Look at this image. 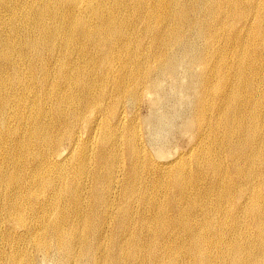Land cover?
<instances>
[{
	"label": "bare ground",
	"instance_id": "obj_1",
	"mask_svg": "<svg viewBox=\"0 0 264 264\" xmlns=\"http://www.w3.org/2000/svg\"><path fill=\"white\" fill-rule=\"evenodd\" d=\"M4 219L2 264H264V0H0Z\"/></svg>",
	"mask_w": 264,
	"mask_h": 264
},
{
	"label": "rangeland",
	"instance_id": "obj_2",
	"mask_svg": "<svg viewBox=\"0 0 264 264\" xmlns=\"http://www.w3.org/2000/svg\"><path fill=\"white\" fill-rule=\"evenodd\" d=\"M127 44H129V42ZM129 45H131V47H133V42L131 41ZM143 47L147 51L150 50L151 43L149 41V38L145 39ZM116 52H117V50H116ZM136 59L138 62H141L142 56H138V58H136ZM118 65H119L118 62L114 63L115 68H118ZM194 68L200 71L199 68H201V66L198 65V66H195ZM184 81H185V79L182 76V69H181V67H179V75H178L176 80H171V79L167 78L161 83V92L162 93H168L170 96L172 95L171 99H168L167 103L165 105H163L165 108L162 107V109H161V107L158 108L156 106H150L147 101H144V97H142V99L139 102H137V106L135 108V115L137 117V123L139 125V128L137 130L141 134L142 142H143L145 148L151 153H153L154 150L156 151L155 148L157 146H162L164 153L168 152L169 153L168 155H172L174 153L176 154L179 152H184L188 148L187 136H183V135L178 134V132L175 131L176 128L173 127L174 124L175 125L179 124L178 122L181 121L180 115H179L180 117L177 116V118H176L177 111L181 107H183V110H182V108L179 110V112L181 111V113H182L185 110V106H186V105H183V106L181 105V106L177 107V105H175L176 99H174V98H176V97H174V96H176V95L173 94V91L177 90V87H176L177 84L184 83ZM169 95H168V98H170ZM172 98H173L175 103L173 102ZM185 104H186V102H185ZM163 109L167 111V114H170L169 116H171V117H169L167 115V122H168V119H171V118H172L173 122L170 120V122L168 124L169 127L166 123L165 124L160 123V125L158 127H155V129L153 130L151 120L154 119L159 114H162V113L166 114V111L164 112ZM160 110L163 112H161ZM174 111H176V112L173 114ZM171 113L174 115V117H172L173 115ZM181 113H179V114H181ZM143 123H144V126H143ZM165 125H166V127H165ZM165 128H167V129H165ZM172 128H174V129H172ZM155 131H157L156 136L154 134ZM2 214H4V213H2ZM74 216H75L74 212L67 209V218L72 219V218H74ZM80 217H82V216H80ZM3 221H4V223H0V247H2V249H4V250H7L8 246H9V242L11 241L10 238L13 236L14 231H16L18 234H19V232H18V227L15 229L16 225L12 221H10V220L6 221V219H4ZM78 223L80 224V222H78ZM81 223H82V221H81ZM27 245L28 244H26L25 242L19 243V247L21 249H26L29 252H31V254L33 255V263L32 264H54V262L51 260H49L47 262L41 261L39 254L36 255L32 251V249L27 247ZM0 260H1L0 263L2 264L3 260L2 259H0Z\"/></svg>",
	"mask_w": 264,
	"mask_h": 264
}]
</instances>
